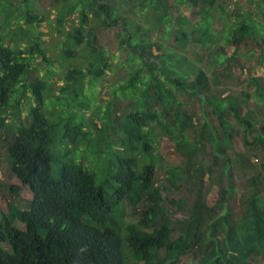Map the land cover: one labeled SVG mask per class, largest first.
Here are the masks:
<instances>
[{
  "label": "trees",
  "instance_id": "obj_1",
  "mask_svg": "<svg viewBox=\"0 0 264 264\" xmlns=\"http://www.w3.org/2000/svg\"><path fill=\"white\" fill-rule=\"evenodd\" d=\"M41 1L35 0L39 5ZM48 1L56 15L50 29L63 38L61 61L77 59L78 51L87 54L86 71L76 67L61 75L64 81L61 91L68 94L73 90L81 96L86 83L90 93L95 95L98 92H95V84L111 65L105 54L95 47V33L101 28L118 27V49L124 58L115 64L118 63L121 69L128 66L131 71L126 81L119 82L118 90L109 91L117 97L132 93L139 96L133 102V112L127 114L120 125L124 137L119 143L121 148L116 150L119 157L108 173L111 191L98 185L80 163L71 161L61 165L57 178L52 179L49 147L53 129L41 111L48 106L45 104L49 92L47 80L58 75L52 71L51 59L46 58V49L42 47L41 37L44 35L37 30L41 23L51 21L33 10L31 0H20L24 5L23 22L27 28L16 24V31L0 32V131L5 128V120L1 119L3 109L15 107L19 96L28 91L34 106L29 108L27 124L20 123L15 127L6 154L11 175L27 188L31 199L23 210L9 205V212L0 216V264H126V252L138 261L149 262L152 253L160 248L172 250L176 255L185 252L196 245L203 234L208 236L209 243L215 244L206 264H249L247 259L251 253L264 252V196L255 187L258 176L251 178L252 186L242 196L240 217L232 218L228 210L238 194L228 153L233 156L238 170L243 172L247 166L252 168L251 158L234 149L238 132L231 119L243 127L245 146L252 150L257 145L264 153V126L253 142H249V133L253 132L255 124L251 113L243 115V107L252 99L264 106V85L254 78L250 81L255 88L252 95L244 92V98H237L224 85L210 97L212 82L206 70H218L214 79H217V85H222L220 78L226 77L222 72L229 70L232 59L241 54L242 46L249 47L253 42L263 50L258 64L264 71V0H246L249 6L257 5V17L262 24L233 0ZM228 6L232 7L231 11ZM12 9L11 0L0 1V16L4 15L0 19L7 21V25L12 23ZM186 9H192L190 16L184 14ZM74 14L77 22L66 30ZM143 19L148 25L146 31L144 24L139 22ZM218 22H223L219 30ZM151 34L157 39H150ZM172 38L173 47L168 49L164 42ZM229 46L234 48L232 56L226 54ZM253 51L249 50L248 55L252 56ZM197 53L202 54L200 59L192 62L189 55L195 58ZM36 59L46 65L42 69L44 76L34 79L30 77L32 68L38 71L34 67ZM191 77L194 78L192 82ZM182 93L198 98L201 103L206 102L217 118V128L212 129L204 123L190 140L189 131L195 129L196 117L179 102L177 94ZM85 99L90 102V98ZM148 99L159 105L160 110L156 111L153 106L151 111H145L143 108ZM52 105L57 109L61 104ZM84 105L73 110L80 121L72 127L54 128L67 147L72 148L68 152L83 154L85 150L95 149L91 147V127L87 129L83 122L81 111L86 107ZM107 115L108 112L99 129L94 126L99 134L107 127ZM13 116L16 118L15 114ZM154 123L163 126L185 163L193 161L196 165L193 169L196 198L191 203L187 219L181 223L183 233L176 239L170 237L172 222L161 218L159 203L163 197L160 188L153 185V164L144 165L141 171H137L134 154L141 149L145 157L149 155L151 144L144 129ZM204 129L208 131L207 142L212 156V165L206 169V163L197 160L198 154L204 151ZM245 164L248 165L243 166ZM261 169L260 176L264 174V162ZM166 175L172 184L179 177L178 172L171 169H166ZM205 176L217 185L216 202L222 210L226 209V214L219 215L215 222L206 224L203 229L206 216L213 212L202 191ZM10 190L15 194L19 188L11 186ZM123 199H128L132 205L142 200L151 204L139 222L124 225L122 219L117 218L119 211L113 215ZM185 205V200L180 199L178 207L182 209ZM156 219H161L159 225L147 231L149 224ZM15 221L25 228H17ZM221 236V246L217 247Z\"/></svg>",
  "mask_w": 264,
  "mask_h": 264
},
{
  "label": "rangeland",
  "instance_id": "obj_2",
  "mask_svg": "<svg viewBox=\"0 0 264 264\" xmlns=\"http://www.w3.org/2000/svg\"><path fill=\"white\" fill-rule=\"evenodd\" d=\"M2 1V0H0ZM13 5V19L10 25H7V21H1L0 19V32H14L16 31V24L26 29L27 26L23 22L25 16L24 9L20 3V0H11ZM238 2L242 8L251 12L253 18L262 24V21L257 17V5L249 6L246 4V0H233V2ZM173 2V0H171ZM33 10L38 13L41 17L48 18L51 23H41L38 32L42 33L44 36L41 37L42 47L46 49V58L51 59V69L53 72H56L58 76H54L47 80L49 86V92L46 96V103L48 106L43 107L42 114L46 115V120L48 121L50 127L53 129L51 135V145L49 147V152L52 157L51 162V178H57V172L61 165L68 162L80 163L83 169L94 176L95 181L98 185L103 186L108 192L111 191V187L108 184V173L113 168L116 158L119 157L116 150L120 149L119 145L121 139L124 137L122 133V124L123 118L133 112V102L139 96L136 93H132L129 96H120L117 97L115 94H112L109 89H119V82H124L128 79L129 72L131 71L130 67L126 69H121L117 64V61H122L124 54L120 53L118 49V37L117 34L120 32V28L115 27L111 29L101 28L95 33V47L102 51L107 58L108 64L111 65L110 69L104 73V76L96 82L95 92L98 91L95 95L90 93L89 86L85 83L83 90L81 91V96L78 95L76 91H69L68 94L62 88L64 87V81L62 80V74L67 70L73 68L81 67L83 70L86 69V59L87 55L85 52L82 53L78 51L77 59L69 60V62L61 61L59 55L62 52L60 48L61 42H63L62 35L58 36L54 31H51L50 26L54 25L53 21L56 18L55 11L52 8L51 3L48 0H42L40 5L31 0ZM29 7V4H27ZM232 7L228 11H231ZM186 16H190L192 9L183 10ZM231 14V13H229ZM77 15L74 14L71 19L70 25L66 28L69 30L71 24L77 22ZM231 16V15H230ZM1 18L4 15L0 16ZM134 18V15H132ZM136 19V18H135ZM138 23V21H136ZM143 23L144 31L148 25H146V20L139 21ZM223 22L217 23V30L221 29ZM150 36V35H149ZM156 40L157 38H151ZM254 41V40H251ZM256 43V42H255ZM5 41V45H7ZM173 44V38L171 40L165 41L164 45L166 48H171ZM249 50H254L253 55H248ZM234 48L229 46L226 48V54L232 56ZM263 50L258 43L254 44L251 42L249 47H241V54L232 59L231 66L228 71L222 72L226 77L220 78L222 85H217L214 73H217L218 70L210 72L207 70L209 78L211 79L212 86L208 96L212 97L218 91L221 90L222 86H228V92L234 95L237 98H244V92L252 95L255 92V88L251 85V79H259L264 85V71L263 68L258 64V57L262 54ZM155 54H158L155 52ZM198 54V53H197ZM201 53L195 55V58L192 54L189 55L192 62L200 59ZM117 57V58H116ZM208 60V58H207ZM45 63L41 59H36L34 61V67L38 70L34 71L32 68V75L30 78H40L44 76L42 69L45 67ZM205 66V65H203ZM86 71V70H85ZM32 80V79H31ZM194 80L191 77L190 81ZM94 87V85H93ZM264 94V90L262 91ZM63 94H65L63 96ZM227 95V94H226ZM63 97V98H62ZM13 98V96H12ZM10 97V100H12ZM85 98H90L85 99ZM179 102L183 105V108L187 109L189 113H193L196 117L195 124L196 127L194 130L189 131V138L192 140L196 136V132L201 129L204 123H207L212 129L217 128V118L212 114L210 106L205 102L201 103L198 98H192L189 95L184 93L177 94ZM89 102V103H88ZM88 103V104H87ZM58 106L57 109L52 105ZM85 104L84 110H82L83 122L87 125V129L91 127L90 137L93 140L91 147L95 149L85 150L83 154L78 151H72V148H68L66 143L61 140V134L54 128L56 126L60 128L72 127L73 124L77 121H80V118L74 114L73 110L77 108L78 105ZM15 107H7L3 109V114L1 119L5 120V128L0 131V216L1 214H6L9 212V205L16 207L17 209H24L26 202L31 199V194L25 187H20L21 184L19 181L13 178L9 171V161L6 154L7 146L12 142L13 135L15 134V127L26 125L27 115L29 108L33 107V100L31 94L28 91H25L22 96H19L18 103L14 105ZM155 107V110H160L159 105L153 104L151 100H147V105L143 108L145 111H151L152 107ZM109 107V109H107ZM107 115V127L102 134H99L96 129H99L102 126V119ZM248 113L252 114V122L255 124V129L253 132L249 133V142H253L254 138L259 135L262 126H264V106L252 99L246 107H243V115ZM16 115L14 118L13 115ZM236 131L238 134L235 136L234 149L236 152L241 154H246L251 158L252 168L248 167L245 171H240L234 164L233 156L228 153L230 160L232 161L231 173L233 179L237 181V190L238 194L236 198L231 201L228 206V210L232 213V218L240 217L242 204V196L247 194L250 190V180L258 176V182L255 186L264 196V174L260 176L262 172L261 165L264 162V153L258 148L257 145L252 150H249L244 144L243 140V127L236 124V122L231 119ZM146 130L147 138L150 141L151 147L149 149V155L145 157L143 152L138 151L134 155L137 160L138 171L142 168L143 165L151 162L154 166V176H153V185L158 186L161 191L163 199L160 201L159 205L162 210L161 218H168L172 224L171 227L173 232L171 234V239H176L180 234L183 233L182 221L187 219L189 214V209L191 203L196 198L194 192V182H193V169L196 168V165L193 161L189 164L185 163V158L181 155L180 151L176 149L175 144L172 142L169 134L165 131L162 125L154 123L150 125ZM208 131L204 129L202 143L204 145L203 153H199L197 160L201 163H206V166L212 165V156L211 151L208 148ZM110 146V149L108 147ZM69 149V150H65ZM81 152L83 148L80 147ZM99 152V153H98ZM166 169L175 170L178 172V179L174 184L170 182L166 175ZM218 168L213 171V177L217 174ZM208 176L204 177V182L202 183V191L206 195L207 204L210 207H213V212L208 214L205 218L203 229L205 225L210 222H215V219L219 215L226 214V209L222 210L218 206L216 200L218 198V187L215 183H211L208 180ZM253 181V180H252ZM11 186L19 188L17 193H13L10 190ZM165 188V189H164ZM180 199H184L186 205L181 209L178 207V202ZM151 203L147 200H142L139 203L132 205L128 199H123L120 204L115 208L113 215L116 216L118 211V219H122L123 224H136L140 221L143 216L144 210ZM161 222V219H156L149 224L147 231H152L153 228ZM15 226L19 229H24L25 227L15 221ZM122 235H125V230H123ZM222 236L218 238L217 247L221 246ZM215 248V244L209 243L208 236L203 234L201 239L194 245L190 247L185 252L177 254L172 250H166L165 248H160L152 253V256L149 262L143 260L138 261L133 255L126 252L127 261L126 264H206V261L209 260V254L212 248ZM249 264H264V252L251 253L247 259Z\"/></svg>",
  "mask_w": 264,
  "mask_h": 264
},
{
  "label": "clouds",
  "instance_id": "obj_3",
  "mask_svg": "<svg viewBox=\"0 0 264 264\" xmlns=\"http://www.w3.org/2000/svg\"><path fill=\"white\" fill-rule=\"evenodd\" d=\"M147 129V128H146ZM144 131H145V134H146V130L144 129ZM146 136H147V134H146ZM11 143V142H10ZM140 152H141V149H140ZM151 162H149L148 164H150ZM147 165V164H146ZM138 166V165H137ZM144 166V165H143ZM138 167H137V171H138ZM139 171H141V169L139 170ZM138 171V172H139ZM91 175V174H90ZM93 176V175H92ZM94 177V176H93ZM15 179V178H14ZM95 179V178H94ZM21 184V183H20ZM20 187H23L22 185L20 186ZM19 210H21V209H19ZM23 210V209H22Z\"/></svg>",
  "mask_w": 264,
  "mask_h": 264
}]
</instances>
